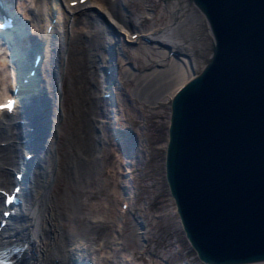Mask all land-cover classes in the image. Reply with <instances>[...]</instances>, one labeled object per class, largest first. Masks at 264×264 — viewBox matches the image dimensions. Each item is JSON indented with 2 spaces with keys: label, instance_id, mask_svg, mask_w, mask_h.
<instances>
[{
  "label": "bare ground",
  "instance_id": "1",
  "mask_svg": "<svg viewBox=\"0 0 264 264\" xmlns=\"http://www.w3.org/2000/svg\"><path fill=\"white\" fill-rule=\"evenodd\" d=\"M2 1L5 10H8L9 14L13 16L14 24L5 32L0 30V48L6 49V53L0 54V100L6 98V95L11 94L15 86H18L20 105L18 112L13 116L9 118L5 115L0 116V187H12L11 183L16 178L14 174L23 170L21 189L24 199L18 206L17 215L13 219L10 218L3 228L4 235L0 240V246L4 245V248L9 247L10 250L14 251L16 264H64L63 261L69 262L68 264H90L94 259L92 256L96 255V250H101L100 246L97 247L98 242H96L95 237H91L95 240L91 239L90 242L96 246L86 247L89 250L87 255V250L82 246L84 244L83 239L64 236L62 233L64 229L62 228L63 219L58 213L55 200L57 195H55L54 190L55 179L61 173L60 167L62 166L59 129L62 127L60 126L62 114H65L63 106L65 90L62 82L66 72L64 61L70 54L80 57V54L84 52L83 47L77 49L79 44L75 46L78 34L85 32L84 34L88 35V31L94 27L93 22L89 20L92 18L94 24H97L101 29L99 33L102 31L105 33L102 40L100 38L94 42L97 45L95 48H102L104 54L105 52L108 53L105 55V65H98L96 49L86 50L84 59L87 57V61L76 64L75 71L77 73H74L77 75L75 88L79 87L74 94L75 101L73 104L76 106L77 115L75 116L76 120L73 121L75 125L69 133L71 140H74V145L70 147L69 153L77 154V156L72 157L70 165L67 162V168L69 173L74 174L81 182H92L90 178L93 173L96 176L93 165L98 162L96 160H99L96 157H99L98 153L102 147L101 140H103L99 127H96L97 125L95 126L93 122L92 115L107 117L111 114L107 110L111 111L108 104L110 103L109 100L114 99V93L111 92L109 97L102 94L106 91V84L116 87L117 83V81H108L110 74L106 71L110 65L116 64L112 41H118L128 36L125 40L127 43L133 44L139 38L149 41L146 43L157 44L158 54L155 55L157 59L153 58L155 62L147 64L146 69L141 67L140 74L152 75L150 72L164 67L165 62L162 63L161 61H166L169 72L167 71L161 77H154L151 79V83H147V85L156 94L168 92L167 89H173V94L194 70L199 72L203 68L206 63L205 60L211 55L214 40L212 29L207 18H205V14L193 0H165L168 20L165 21L164 25H155L146 30L136 28L137 25L132 21L131 16L124 10L117 8L115 1L112 0H97L102 7L98 4H92L91 0H85V2L75 5L69 3L70 0ZM29 2L31 3L29 4ZM34 3L35 6H33ZM54 17L56 21L53 22L52 18ZM82 18L89 19L85 21ZM50 24L53 25L49 31L48 26ZM77 24L80 26L78 29L75 28ZM59 28L61 29L58 30ZM103 32L102 34H104ZM135 32H138V36L132 38V33ZM91 50L93 52H90ZM36 51H42L45 56L37 64L34 75H31L28 81H23L24 74L28 72L30 67L28 66L29 63L32 65L34 61L32 54ZM112 54L113 56H111ZM119 54L121 58L116 57L123 61L124 70L134 74L136 68L135 65H132L131 58L125 56L124 53ZM160 54L164 56L160 57ZM46 55L51 57V61L43 69ZM108 56L111 57L109 61ZM115 67H113V71L116 69ZM83 79L85 82L81 85ZM138 84L140 85V83ZM147 87L146 89H149ZM146 91L148 92V90ZM112 107L116 116L107 119V124L102 122L100 125L110 137L108 144L115 146L114 150L119 153L122 149L123 153H131L135 156L136 152L132 148L133 143H130L129 140L126 142L123 133L118 130V126L124 125L119 114V107ZM116 136H119V142L114 140ZM75 147L79 149L75 150ZM72 149L74 151H71ZM29 151L33 152L34 156L28 159L23 158V154L26 155ZM66 155H68L67 152ZM111 156L113 158V155ZM126 163L128 164V162ZM122 165L119 163L118 168H121ZM125 168L124 170H126ZM128 168H130L128 170L130 173L131 167ZM114 189V193L124 197L125 193H128L129 187L118 185ZM2 208L3 200L0 196V213ZM98 257L97 259L100 260ZM130 260V264H140L135 262L133 257ZM98 262L100 263V261ZM234 264H264V259Z\"/></svg>",
  "mask_w": 264,
  "mask_h": 264
},
{
  "label": "water",
  "instance_id": "2",
  "mask_svg": "<svg viewBox=\"0 0 264 264\" xmlns=\"http://www.w3.org/2000/svg\"><path fill=\"white\" fill-rule=\"evenodd\" d=\"M193 1L212 53L172 94L165 178L199 258L263 260L264 0Z\"/></svg>",
  "mask_w": 264,
  "mask_h": 264
},
{
  "label": "rangeland",
  "instance_id": "3",
  "mask_svg": "<svg viewBox=\"0 0 264 264\" xmlns=\"http://www.w3.org/2000/svg\"><path fill=\"white\" fill-rule=\"evenodd\" d=\"M91 1L92 4H98L102 7L97 0ZM112 1H115L117 8L124 10V12H127L131 16L132 21L136 23V28L139 30L151 29L155 25H164L165 21L168 20L165 0ZM33 6H35V3ZM36 11L41 12L39 10ZM86 19L84 20L86 21ZM89 20L94 25L92 30L88 31L92 35L88 32V35L83 32L78 34V39L76 38L77 43L75 46L79 44L77 49L83 47L84 52L80 54V57L70 54L66 58V61H64L66 67L65 74L67 73V76L63 75L62 82L65 90L63 93V96H65L63 106L66 115L62 114L60 125L62 127L59 129L60 150L62 154L60 160L62 166L60 167L61 173L55 179L54 187L55 195H57L55 200L58 213L61 219H63L62 228L64 229L62 233L69 238L83 239L84 244L82 246L85 249L86 247L91 248L92 246H96L90 242L95 237L96 242L99 244L97 247L100 246L101 250H96V255L92 256V259H94L90 264H130L129 261H131L130 258L132 257L135 262L137 261L140 264H208L198 257V253L192 248L189 239L185 235L174 197L170 193L164 174V157L168 140L169 113L171 111L169 98L172 96L173 89H167L168 92L156 94L150 90L151 87L149 88L147 83H151V79L156 78V76L161 77L165 75L168 71L166 67L168 63L161 61L162 63L165 62L164 67L156 69L158 70H155L156 72H150L152 75L140 74L141 67L145 68L147 64L154 63V59H157L155 56L158 54L157 44L146 43L148 40L139 38L133 44L127 43L125 40H127L128 36L118 41L111 40L115 52L116 64L114 66H116V69L113 71L114 66L112 65H110L111 69H108L111 70L112 81H117V83L116 87H112L110 84H106L105 86L107 88L105 90H108L107 92L114 93V99L109 100L110 103L108 104L109 108L111 107V111L107 110L111 113L109 115L106 114L108 118L100 117L101 115H92L95 126L99 127V132L103 136V140H101L102 149L100 148L99 150V157H96L99 160H96L98 162H95L96 164L93 165L95 166L96 176L93 173L92 179L90 178L92 182H81L74 174L71 175L68 171L67 162L70 165L72 157L77 156V154L69 153L70 147L74 145V140H71L69 133L75 125L73 121L76 120L75 116L77 115L76 106L73 104L75 101L74 94L79 87L77 85L78 87L75 88V79L77 77L75 75L77 73L75 71L76 64L87 61V57L84 59L86 50L93 48L96 49L95 51L98 54L96 57L98 65H105L104 61L107 53L105 52L104 54L102 48H95L97 45L94 42L100 40V38L102 40L105 33L103 31L104 34L102 32L99 33L101 29H99L98 25L94 24L92 18ZM78 27L80 28L77 24L75 28L78 29ZM75 28L74 31L76 30ZM90 52L93 51L91 50ZM119 53H124L125 56L131 58V63L136 68L134 74H130L124 70L122 67L123 61H121ZM159 56L163 57L164 55L160 54ZM48 57L49 55H46L43 69L51 61V57L47 59ZM110 58L108 56V61ZM106 65L108 66V64ZM43 73L45 72L43 71ZM155 73L156 75H154ZM195 73L196 70L191 75ZM84 80L81 82L82 84L80 83L81 85L85 82ZM146 87L149 89H146ZM104 93L101 94L104 95ZM80 100L82 99L80 98ZM112 102L114 103L112 104ZM112 106L119 107V114L124 125L121 123L123 126H118V130L123 133L122 135L126 139V142L129 140L130 143H133L132 148L136 152L135 156L131 153H123L122 149H120L119 153L117 150H114L115 146L113 147L110 143L108 144L110 137L107 136V131L103 130L100 125H102V122L107 124V119L109 120L111 117L116 116ZM114 140L119 142V139L116 140L115 138ZM110 146L112 148L109 149ZM77 149L79 148L75 147V150ZM71 151H74V149ZM66 152L68 155H66ZM111 155H113V158H111ZM119 163L123 164L121 168H118ZM123 167H126V170ZM128 167H131L130 173L128 172L130 169ZM118 185L129 187L128 193H125L124 197L118 193H114V188ZM125 202H128L126 211H121V206ZM78 235L79 237H76ZM86 253L88 255L89 250ZM90 254H92L91 251ZM63 263L68 264L69 262L63 261Z\"/></svg>",
  "mask_w": 264,
  "mask_h": 264
},
{
  "label": "snow or ice",
  "instance_id": "4",
  "mask_svg": "<svg viewBox=\"0 0 264 264\" xmlns=\"http://www.w3.org/2000/svg\"><path fill=\"white\" fill-rule=\"evenodd\" d=\"M15 104H16L15 100L8 99L5 103H0V111H5V110H7L9 112L13 111ZM7 203H9V204L13 203V199L8 198Z\"/></svg>",
  "mask_w": 264,
  "mask_h": 264
},
{
  "label": "clouds",
  "instance_id": "5",
  "mask_svg": "<svg viewBox=\"0 0 264 264\" xmlns=\"http://www.w3.org/2000/svg\"><path fill=\"white\" fill-rule=\"evenodd\" d=\"M4 53H6V49L0 48V54H4ZM9 99H11V98H9ZM11 100H14V99H11ZM0 114H2V112H0Z\"/></svg>",
  "mask_w": 264,
  "mask_h": 264
}]
</instances>
